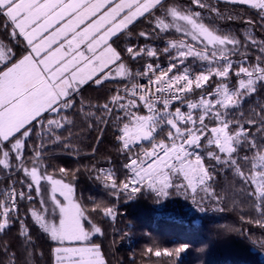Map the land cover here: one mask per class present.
Here are the masks:
<instances>
[{"label": "snow or ice", "instance_id": "obj_1", "mask_svg": "<svg viewBox=\"0 0 264 264\" xmlns=\"http://www.w3.org/2000/svg\"><path fill=\"white\" fill-rule=\"evenodd\" d=\"M224 2L249 5L264 21V0ZM191 4L208 15L192 7H165V0H0V26L11 41V46L0 43V169L24 177L19 192L15 182L0 191V233L19 220L18 201L38 198L40 210L31 209V217L56 245L53 264H107L94 242L103 229L89 219L75 184L66 182L75 172L60 167L56 178L45 163L52 146L79 158L73 143L79 136L72 132L76 116L89 132L99 130L100 139L110 128L117 152L127 158L123 168L129 177L121 184L114 169L96 164L84 169L116 199L148 192L159 202L175 194L208 211L216 196V169L223 167L234 171L241 190L248 189L264 216V101L256 100L247 115L242 110L264 89V39L246 31L241 40L212 22L233 16L207 0ZM149 16L152 30L138 37L164 40V46L125 42L121 47L118 42L130 36V26ZM169 32L179 38L165 39ZM16 45H23L19 58ZM249 45L258 53L255 63H250ZM161 56L168 58L167 66L159 63ZM126 61L140 66L133 69ZM106 82L123 83L103 104H86L82 89ZM197 91L199 99H191ZM65 130L68 135L62 136ZM242 150L251 155L241 157ZM92 204L91 212L116 220L114 207ZM20 224V237L31 243ZM187 247L147 251L178 257Z\"/></svg>", "mask_w": 264, "mask_h": 264}, {"label": "trees", "instance_id": "obj_2", "mask_svg": "<svg viewBox=\"0 0 264 264\" xmlns=\"http://www.w3.org/2000/svg\"><path fill=\"white\" fill-rule=\"evenodd\" d=\"M207 2L218 7L224 15L234 17L232 21H212L225 31L236 33L241 40L244 39L246 31H251L257 40L264 39V21L261 20L257 9L249 5L225 3L224 0H220L219 3H216V0H207ZM171 6L192 7L194 11L208 15L207 10L192 5L191 0H165V7ZM160 14V10L157 9L156 15ZM249 20L252 21L251 24L246 22ZM150 21L152 17L149 16L139 20L134 27L131 26L130 36H122L121 41L118 42L120 46L123 47L125 42L150 43L162 48L164 40L145 41L138 37L140 31L152 30ZM178 38L174 32L165 34V39ZM0 43L11 46V41L2 26H0ZM22 48L23 45L14 47L17 58L23 54ZM249 53L250 63H255V56L258 53L251 48V45H249ZM167 62L168 58L161 56L159 63L167 66ZM128 63L133 69L140 66ZM232 79L235 84V77ZM122 83L106 82L103 87L85 86L82 89L84 102L103 104L112 94V90ZM190 98L199 99V91ZM79 99L78 97L77 102ZM256 100L264 101V89L244 104L242 110L246 115ZM140 111L141 114H145L143 108ZM74 119L76 126L72 132L79 136V139L74 137L73 143L80 149L79 158H76L75 154L69 155L59 147L52 146L53 151L48 153L45 163L49 174L55 175L56 178H60V167L75 172V178L69 176L66 182L75 184L77 198L82 197V203L89 209V219L102 227L104 235L94 237V242L101 245L107 264H264V216L260 215L254 202L248 198L246 194L248 189L241 190L242 183L233 170L225 171L223 167H217L212 187L216 196L208 211L199 210L190 199L175 194L159 202H156L154 195L148 192L132 200L126 201L124 197L116 199L84 170L96 164L98 167L114 169L117 184L128 179L129 173L123 168L128 161L125 156L117 152L118 145L113 131L107 129L100 139L99 130L89 132L87 125L79 116ZM251 131L255 132V129ZM61 135L67 136L68 131H62ZM164 136L166 131L158 139ZM36 142L33 140V143ZM93 149H96L94 157L91 155ZM239 155L243 157L251 153L242 150ZM109 159L110 164L107 163ZM205 164L209 165L210 162L206 159ZM241 166L244 167L243 164ZM77 169L80 171L76 172ZM0 178H2L1 191L10 188L13 182L16 190L18 192L21 190L22 185L19 181L24 179L23 173L9 176L0 169ZM33 196L35 197L34 191ZM92 201L114 207L117 211L116 220L105 218L98 211L91 212ZM18 203L19 220H16L8 230L0 233V264H53L51 251L56 245L31 217V209L40 210L39 199L34 198L31 203L27 200ZM215 208H223V211L213 210ZM20 221H23L27 227L31 243L20 237ZM86 226H88L87 222ZM182 245L188 247L178 257L164 255L156 257L147 251L151 248L153 253L156 250L163 252L165 249L173 250ZM29 252L31 256L28 255Z\"/></svg>", "mask_w": 264, "mask_h": 264}, {"label": "built area", "instance_id": "obj_3", "mask_svg": "<svg viewBox=\"0 0 264 264\" xmlns=\"http://www.w3.org/2000/svg\"><path fill=\"white\" fill-rule=\"evenodd\" d=\"M174 107H175V106H174ZM1 181H2V178H0V182H1ZM0 191H1V189H0ZM6 230H8V229H6ZM6 230H5V231H6Z\"/></svg>", "mask_w": 264, "mask_h": 264}, {"label": "crops", "instance_id": "obj_4", "mask_svg": "<svg viewBox=\"0 0 264 264\" xmlns=\"http://www.w3.org/2000/svg\"><path fill=\"white\" fill-rule=\"evenodd\" d=\"M141 19H142V18H141ZM141 19H140V20H141ZM130 27H131V26H130Z\"/></svg>", "mask_w": 264, "mask_h": 264}]
</instances>
